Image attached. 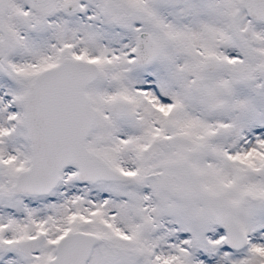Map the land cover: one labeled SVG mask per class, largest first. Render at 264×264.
Wrapping results in <instances>:
<instances>
[{"label":"snow or ice","instance_id":"snow-or-ice-1","mask_svg":"<svg viewBox=\"0 0 264 264\" xmlns=\"http://www.w3.org/2000/svg\"><path fill=\"white\" fill-rule=\"evenodd\" d=\"M0 264H264V0H0Z\"/></svg>","mask_w":264,"mask_h":264}]
</instances>
